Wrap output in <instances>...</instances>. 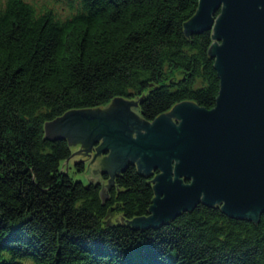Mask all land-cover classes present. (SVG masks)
Here are the masks:
<instances>
[{"label":"trees","instance_id":"trees-1","mask_svg":"<svg viewBox=\"0 0 264 264\" xmlns=\"http://www.w3.org/2000/svg\"><path fill=\"white\" fill-rule=\"evenodd\" d=\"M199 4L1 0L0 264H264V213L235 218L201 203L163 225L132 226L149 215L153 176L130 163L110 185L106 172L107 184L85 185L69 173L68 139L47 132L116 98L138 100L145 121L186 101L213 109V30L186 31Z\"/></svg>","mask_w":264,"mask_h":264},{"label":"water","instance_id":"water-1","mask_svg":"<svg viewBox=\"0 0 264 264\" xmlns=\"http://www.w3.org/2000/svg\"><path fill=\"white\" fill-rule=\"evenodd\" d=\"M204 30H213L210 55L220 77L213 109L186 101L145 121L138 100L116 98L46 126L50 136L68 139L69 173L85 185L107 184L104 172L110 185L130 163L153 176L149 215L134 218L132 226L157 227L201 203L235 218L264 213V0H200L186 31ZM86 119L93 121L90 130L82 125ZM81 161L85 172L77 171Z\"/></svg>","mask_w":264,"mask_h":264},{"label":"rangeland","instance_id":"rangeland-1","mask_svg":"<svg viewBox=\"0 0 264 264\" xmlns=\"http://www.w3.org/2000/svg\"><path fill=\"white\" fill-rule=\"evenodd\" d=\"M47 1H50V0H47ZM0 6H1V0H0ZM144 133H145V130H144ZM97 142L96 143H99V140H96ZM100 146H103V142L101 141L100 143ZM95 148H98L99 146L97 144L94 145ZM109 154V150H103L102 151V155H108Z\"/></svg>","mask_w":264,"mask_h":264},{"label":"flooded vegetation","instance_id":"flooded-vegetation-1","mask_svg":"<svg viewBox=\"0 0 264 264\" xmlns=\"http://www.w3.org/2000/svg\"><path fill=\"white\" fill-rule=\"evenodd\" d=\"M66 122H67V121H65V122L63 121L62 123H66Z\"/></svg>","mask_w":264,"mask_h":264}]
</instances>
